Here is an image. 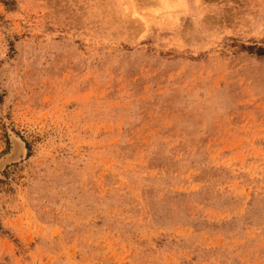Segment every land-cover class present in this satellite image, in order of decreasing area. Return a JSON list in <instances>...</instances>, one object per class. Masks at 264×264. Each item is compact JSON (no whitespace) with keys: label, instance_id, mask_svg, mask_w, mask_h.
Wrapping results in <instances>:
<instances>
[{"label":"rangeland","instance_id":"rangeland-1","mask_svg":"<svg viewBox=\"0 0 264 264\" xmlns=\"http://www.w3.org/2000/svg\"><path fill=\"white\" fill-rule=\"evenodd\" d=\"M264 0H0V264H264Z\"/></svg>","mask_w":264,"mask_h":264},{"label":"trees","instance_id":"trees-1","mask_svg":"<svg viewBox=\"0 0 264 264\" xmlns=\"http://www.w3.org/2000/svg\"><path fill=\"white\" fill-rule=\"evenodd\" d=\"M255 54L258 56H264V47L263 48H256Z\"/></svg>","mask_w":264,"mask_h":264}]
</instances>
